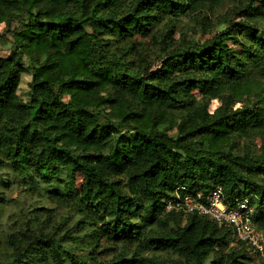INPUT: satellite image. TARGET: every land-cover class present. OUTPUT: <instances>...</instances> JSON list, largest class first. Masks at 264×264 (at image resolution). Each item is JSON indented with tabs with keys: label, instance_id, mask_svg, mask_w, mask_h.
<instances>
[{
	"label": "trees",
	"instance_id": "obj_1",
	"mask_svg": "<svg viewBox=\"0 0 264 264\" xmlns=\"http://www.w3.org/2000/svg\"><path fill=\"white\" fill-rule=\"evenodd\" d=\"M210 1L221 0H0V19L18 25L9 55H0V153L16 177L42 185L91 232L89 253L76 256L69 247L85 234L26 229L11 239V261L246 264L253 255L264 264L230 228L164 210L178 185L203 195L220 187L227 205L248 199L264 234V155L228 143L263 128L264 98L252 95L243 109L229 102L250 98L264 74V0L207 42L169 45L173 23ZM146 30L149 48L135 41ZM153 58L163 67L144 76ZM24 72L27 101L17 94ZM67 92L88 106L70 108ZM219 96L224 107L209 113L203 101ZM100 239L139 249L102 261L94 250ZM144 250L173 259L146 258Z\"/></svg>",
	"mask_w": 264,
	"mask_h": 264
},
{
	"label": "rangeland",
	"instance_id": "obj_2",
	"mask_svg": "<svg viewBox=\"0 0 264 264\" xmlns=\"http://www.w3.org/2000/svg\"><path fill=\"white\" fill-rule=\"evenodd\" d=\"M258 3L259 0H221L217 4L212 1L204 3L195 13H186L173 23V37L169 45L179 46L188 42H207L216 32L223 30L231 23L244 21V12L250 6L254 7ZM162 23L164 24L166 21ZM17 27L18 25L9 16L0 19V35L3 37L0 41V55H9L7 50L9 45L6 41L11 40V33ZM159 28L163 32L166 30V26L161 24ZM151 35V30H146L142 36L136 37L135 41L140 42L143 48L144 46L149 48L148 43ZM153 56H156V54L152 53L148 58L151 59ZM162 67V60H154L153 58L148 68L144 71V76H148ZM255 79L256 85L250 91V98H232V101L229 102V108L234 110L250 106L251 102L256 99L254 97L251 98L254 94H258L261 97L258 99L264 98V74L258 73ZM30 80L31 77L27 72L21 75L17 94L23 101L29 99L28 84ZM194 95L198 99L201 98L197 92H194ZM62 98L72 109L88 106L81 95L73 92H67ZM203 102V104H208L209 113H216L219 108H223L225 105V100L221 96L211 100H204ZM97 105L98 99L94 102V107ZM259 109L264 112V104H261ZM103 114H108V111L104 110ZM231 142L239 150L250 149L254 154L264 155V120L261 132L256 135L249 133L244 137L235 135L228 143ZM75 184L78 189L80 177H77ZM250 209L252 213V208L250 207ZM79 220H81L80 215L75 210L59 206L53 202L43 190L42 185L27 184L21 181L19 177H16L14 171L11 170V167L5 162L0 153V264H16L11 261L15 253V250L11 247V239L20 238V233L26 229L33 233H38L41 230L43 232H55L58 236L65 235V233L68 235L85 234L81 239H78V243H74L69 249L76 256L88 254L90 248L88 249L87 246L91 243L89 238L91 232L86 225L81 228L78 224ZM138 249L139 247L136 245H112L103 239H100L94 247V250L99 252L97 257L102 261L110 259L120 251L131 254ZM142 256L156 258L163 262L173 259V256L167 253L148 252L146 250L142 252ZM249 256L251 260L246 264H263L255 256Z\"/></svg>",
	"mask_w": 264,
	"mask_h": 264
},
{
	"label": "built area",
	"instance_id": "obj_3",
	"mask_svg": "<svg viewBox=\"0 0 264 264\" xmlns=\"http://www.w3.org/2000/svg\"><path fill=\"white\" fill-rule=\"evenodd\" d=\"M164 206L166 212L195 213L230 228L236 240L244 242L251 252L264 260V234L254 225L247 198H235L227 205L220 187L203 195L178 185Z\"/></svg>",
	"mask_w": 264,
	"mask_h": 264
}]
</instances>
